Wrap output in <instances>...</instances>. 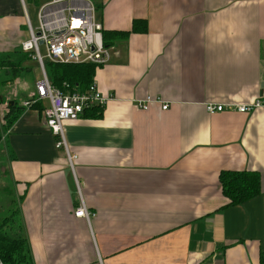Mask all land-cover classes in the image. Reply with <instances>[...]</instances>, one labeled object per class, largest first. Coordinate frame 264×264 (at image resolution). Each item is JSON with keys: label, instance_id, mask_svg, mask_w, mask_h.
<instances>
[{"label": "crops", "instance_id": "1", "mask_svg": "<svg viewBox=\"0 0 264 264\" xmlns=\"http://www.w3.org/2000/svg\"><path fill=\"white\" fill-rule=\"evenodd\" d=\"M92 1L104 33L147 30L96 69L103 116L64 122L72 164L48 103L24 106L36 91L3 136L33 264H264V108L206 109L264 100V0ZM20 6L0 0V52L27 40ZM223 171L258 173L261 194L227 207Z\"/></svg>", "mask_w": 264, "mask_h": 264}, {"label": "built area", "instance_id": "2", "mask_svg": "<svg viewBox=\"0 0 264 264\" xmlns=\"http://www.w3.org/2000/svg\"><path fill=\"white\" fill-rule=\"evenodd\" d=\"M41 2L37 8V24L34 25L27 12V2ZM23 8L28 27L29 39L22 42L21 49L30 53L37 62L41 79L36 83V92L31 104L47 102L43 114L52 134L57 138L56 147L64 149L72 164L75 156L70 155L66 142L64 122L77 121L87 110L93 107L104 108L112 100L100 93L95 84L86 92L64 93L56 89L49 79L45 64L71 63L106 66L111 59L110 47L105 45L104 27L97 18V10L92 0H19ZM155 99L148 97L139 102V108L147 110ZM29 102L24 103L30 107ZM164 110L168 105L162 107ZM264 108V100L249 105H215L208 104L210 114L226 110H236L245 114L255 109ZM75 216L90 222L95 216L90 213L83 199L75 211Z\"/></svg>", "mask_w": 264, "mask_h": 264}, {"label": "trees", "instance_id": "3", "mask_svg": "<svg viewBox=\"0 0 264 264\" xmlns=\"http://www.w3.org/2000/svg\"><path fill=\"white\" fill-rule=\"evenodd\" d=\"M146 30V22L135 21L130 31L105 32V45L111 47L116 42L127 39L132 33H144ZM32 60V55L22 51L21 47L0 52V88L15 85L18 81L25 82L26 75L31 72L26 63ZM45 68L52 85L64 93L89 90L94 84L97 69L95 65L52 62H46ZM32 101L31 98L26 102L31 104ZM10 102L0 93V107L4 106L6 110L2 118L3 123L0 120V143L4 134L13 127L26 109L17 100H12L13 106L9 105ZM30 108L40 111L43 109L40 102L31 104ZM102 116L103 109L99 107H93L83 115L84 118L93 119ZM219 180L222 194L229 200L227 207L241 205L261 194V177L258 173L223 171ZM262 262L264 263L263 258ZM0 264H33L20 216L16 211L0 221Z\"/></svg>", "mask_w": 264, "mask_h": 264}, {"label": "rangeland", "instance_id": "4", "mask_svg": "<svg viewBox=\"0 0 264 264\" xmlns=\"http://www.w3.org/2000/svg\"><path fill=\"white\" fill-rule=\"evenodd\" d=\"M40 4L41 2H27L29 16L34 25L37 24L36 12ZM20 7L22 9V17L24 19L23 22L26 24L23 8L22 6ZM26 28L28 30L27 25ZM23 32V38L29 39L28 31H26L25 27L22 33ZM26 66L31 69V72L26 75L25 82L18 81L15 85L0 88V93L6 99V101L17 100L20 104L23 99L27 98L28 94L34 93L36 91V82L41 79L39 66L37 62L34 61V59L27 62ZM4 108L5 107L2 109ZM3 150L4 148L0 146V221L10 217L14 211L17 212L18 210V200L15 198L14 183L10 172L9 159L6 152Z\"/></svg>", "mask_w": 264, "mask_h": 264}, {"label": "water", "instance_id": "5", "mask_svg": "<svg viewBox=\"0 0 264 264\" xmlns=\"http://www.w3.org/2000/svg\"><path fill=\"white\" fill-rule=\"evenodd\" d=\"M13 104H14V102H12V101L9 103L10 106H13Z\"/></svg>", "mask_w": 264, "mask_h": 264}]
</instances>
